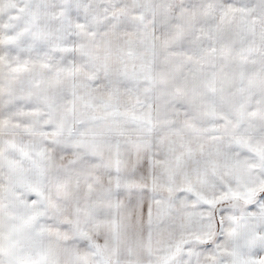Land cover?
I'll list each match as a JSON object with an SVG mask.
<instances>
[{
    "label": "rangeland",
    "instance_id": "obj_1",
    "mask_svg": "<svg viewBox=\"0 0 264 264\" xmlns=\"http://www.w3.org/2000/svg\"><path fill=\"white\" fill-rule=\"evenodd\" d=\"M257 2L0 0V264H235L264 214Z\"/></svg>",
    "mask_w": 264,
    "mask_h": 264
},
{
    "label": "crops",
    "instance_id": "obj_2",
    "mask_svg": "<svg viewBox=\"0 0 264 264\" xmlns=\"http://www.w3.org/2000/svg\"><path fill=\"white\" fill-rule=\"evenodd\" d=\"M257 1H258L256 4L258 5L257 7L261 5L264 9V0H257ZM178 10L179 9L177 8V12ZM177 12L176 11L172 12V16L177 15L175 14ZM237 14L235 13V18H234L235 20L230 19V23H228L229 22L228 19L224 20L222 23L223 27L220 28V31H234L236 33L239 32V30L241 29H239L238 27L239 19H238ZM158 15L163 17L162 25L167 26L166 30L168 29L172 30V28H174L175 26L174 17H171L170 19L171 21L167 20V22H165V16H164L165 14L161 12ZM178 15L179 16L177 17V19L179 20L182 18L183 15L179 12H178ZM210 18L211 16L208 19L209 22L211 21ZM185 19L187 20L186 15H185ZM242 41L239 39H235L233 37L232 38H228V36L226 38L223 37L219 42L220 48L221 49L222 48L231 49V51L221 50V56L227 57L232 54L235 56L241 55L240 48L246 45ZM252 41H255V40H252ZM256 52H258L259 54L257 55L256 53L253 54V64H259V71L258 72L256 71L255 73V71L253 70L252 72V78L255 80V89H254V92L252 93V105L253 107L256 105H259V107L262 106V109H263L264 107V77H263V74H264V39H263V48L261 52L259 51H256ZM256 86L259 91L256 89ZM259 94L262 96V100H259ZM50 202H51V206L56 207V205L52 203L53 201H50ZM60 206L67 207V202L65 201L64 202L62 201V203L60 202ZM242 219H244L241 223L243 231L241 232V234L237 235V238L235 240L236 242L235 243V264H264V214L245 216V217H242ZM59 261H60L59 264H63L61 258H59Z\"/></svg>",
    "mask_w": 264,
    "mask_h": 264
},
{
    "label": "trees",
    "instance_id": "obj_3",
    "mask_svg": "<svg viewBox=\"0 0 264 264\" xmlns=\"http://www.w3.org/2000/svg\"><path fill=\"white\" fill-rule=\"evenodd\" d=\"M256 201H253V203L252 204H254Z\"/></svg>",
    "mask_w": 264,
    "mask_h": 264
}]
</instances>
